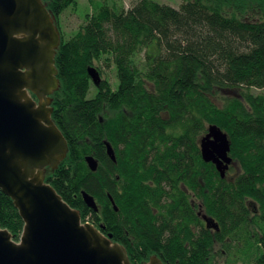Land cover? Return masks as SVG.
<instances>
[{"label":"trees","instance_id":"obj_1","mask_svg":"<svg viewBox=\"0 0 264 264\" xmlns=\"http://www.w3.org/2000/svg\"><path fill=\"white\" fill-rule=\"evenodd\" d=\"M75 1L41 0L55 19ZM90 8L55 53L51 118L68 151L45 169V182L82 223L112 235L130 264H264V0H183L178 8L134 0L127 9L101 0ZM89 67L100 77L113 68L116 87L93 85ZM210 125L231 144L223 179L199 152ZM0 228L14 240L23 229L1 191Z\"/></svg>","mask_w":264,"mask_h":264},{"label":"water","instance_id":"obj_2","mask_svg":"<svg viewBox=\"0 0 264 264\" xmlns=\"http://www.w3.org/2000/svg\"><path fill=\"white\" fill-rule=\"evenodd\" d=\"M59 45L54 18L41 0H0V191L23 222L17 242L0 228V264H130L112 235L82 223L79 212L44 179L45 169H57L68 151L51 118L50 96L59 88L54 62ZM87 75L99 86L102 79L94 67L87 68ZM230 145L216 125L199 140L202 161L214 165L221 179L232 164ZM104 146L115 163L112 147ZM84 161L91 172L97 170L92 156ZM81 197L96 213L94 198L84 191ZM202 220L218 229L206 216ZM146 264L162 263L151 257Z\"/></svg>","mask_w":264,"mask_h":264},{"label":"rangeland","instance_id":"obj_3","mask_svg":"<svg viewBox=\"0 0 264 264\" xmlns=\"http://www.w3.org/2000/svg\"><path fill=\"white\" fill-rule=\"evenodd\" d=\"M91 1L96 3L101 0H76L75 3L64 10L58 19L54 18V25L59 31L60 35H63L64 39H68L73 36L80 26L84 23L86 14L91 11ZM111 5L117 7V9H127L134 0H105ZM159 4H165L178 8L183 0H152ZM102 80H108L113 88L116 87L117 81L115 78V72L113 68L104 69L101 74ZM95 92L92 89V94ZM257 93V91H255ZM88 221V220H87ZM89 223V221H88ZM91 224V223H89ZM18 240H15L17 242ZM147 262L143 263L146 264Z\"/></svg>","mask_w":264,"mask_h":264},{"label":"flooded vegetation","instance_id":"obj_4","mask_svg":"<svg viewBox=\"0 0 264 264\" xmlns=\"http://www.w3.org/2000/svg\"><path fill=\"white\" fill-rule=\"evenodd\" d=\"M51 106H52V104H51ZM148 261H149V259H148ZM148 261H147V262H148Z\"/></svg>","mask_w":264,"mask_h":264}]
</instances>
